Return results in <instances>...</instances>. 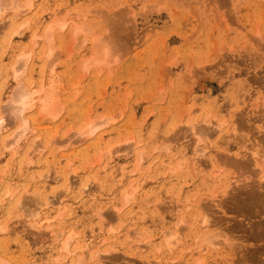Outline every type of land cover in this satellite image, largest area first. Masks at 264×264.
<instances>
[{
	"label": "rangeland",
	"instance_id": "1",
	"mask_svg": "<svg viewBox=\"0 0 264 264\" xmlns=\"http://www.w3.org/2000/svg\"><path fill=\"white\" fill-rule=\"evenodd\" d=\"M0 75V264H264V0H0Z\"/></svg>",
	"mask_w": 264,
	"mask_h": 264
},
{
	"label": "bare ground",
	"instance_id": "2",
	"mask_svg": "<svg viewBox=\"0 0 264 264\" xmlns=\"http://www.w3.org/2000/svg\"><path fill=\"white\" fill-rule=\"evenodd\" d=\"M254 1V0H253ZM61 25H63V24H61ZM51 37V36H50ZM48 39H49V37H48ZM85 41V40H84ZM21 67V66H20ZM24 68V67H23ZM25 70V69H24ZM18 71V70H17ZM16 71V72H17ZM19 71H21V70H19ZM2 72V71H1ZM22 72H24V71H22ZM24 74V73H23ZM17 75V74H16ZM1 76V75H0ZM42 90V89H41ZM26 92H24V94H22V95H20V96H22V98L19 100L18 99V103H19V107H17L18 109L16 110L17 111V119L18 120H20V118H21V113H23L25 110H27V108H28V105H29V103L32 101V96H35L37 93L39 94V90H34V91H32V92H29L28 94H27V92H28V90H25ZM35 94V95H34ZM50 94V93H49ZM47 95H48V93H47ZM18 97V96H17ZM37 100V99H36ZM41 100V99H40ZM43 100V99H42ZM45 101V100H44ZM54 101V100H53ZM57 101V100H56ZM41 102V101H40ZM48 103H46V102H44L43 104H41L42 106H41V109L40 110H42V111H45V113L47 114L48 113V115L50 114V113H57L58 111H59V109H58V104L57 103H55V104H51V105H53V107H51V105L50 104H48ZM16 107V106H15ZM60 107V106H59ZM12 108V107H11ZM13 108H14V106H13ZM12 108V109H13ZM49 109V110H48ZM12 111V110H11ZM10 112V111H9ZM13 112V111H12ZM50 114V115H55V114ZM11 115V114H10ZM10 115H9V117H10ZM14 115V114H13ZM16 115V114H15ZM14 115V116H15ZM57 115H58V113H57ZM13 116V117H14ZM20 116V117H19ZM2 117H0V121H3V119H1ZM12 119V118H11ZM17 119H16V121H17ZM23 121V120H22ZM23 123V122H22ZM1 124H2V122H0V127H1ZM20 124V123H19ZM5 125V124H4ZM19 126H21V125H19ZM18 126V127H19ZM20 129V128H19ZM24 130H25V126H24ZM93 132V131H92ZM19 135V134H18ZM15 140V139H14ZM13 140V141H14ZM1 141V140H0ZM12 141V142H13ZM50 141V140H49ZM48 141V142H49ZM12 148L13 146L8 142V143H4V144H2V147L1 148H3V149H6V148ZM47 147V146H46ZM118 149V148H117ZM122 149V148H121ZM1 150V149H0ZM28 150V149H27ZM113 150V149H112ZM114 150H115V148H114ZM123 151V150H122ZM27 152V151H26ZM119 152V151H118ZM28 153V152H27ZM37 153V152H36ZM29 154V153H28ZM14 155V154H13ZM27 155V154H26ZM14 157V156H13ZM28 157V156H27ZM140 160V159H139ZM30 161V160H29ZM28 161V162H29ZM185 161V160H184ZM192 168V167H191ZM4 170V169H3ZM43 176V175H42ZM41 176V177H42ZM58 176V175H57ZM44 178V177H43ZM69 188V187H68ZM70 189V188H69ZM68 189V190H69ZM37 194H39V193H37ZM253 195H254V193H253ZM39 196V195H38ZM254 196H256V195H254ZM37 197V196H36ZM129 197V196H128ZM251 198V197H250ZM255 199H256V197H254ZM48 199V198H47ZM253 199V198H252ZM259 199V198H258ZM249 200H251V199H249ZM254 200V199H253ZM261 200V199H260ZM258 201V200H257ZM256 201V202H257ZM252 202V201H251ZM251 202H249L250 204H252ZM254 202V201H253ZM259 203V202H258ZM261 203V202H260ZM49 204H51L50 202H49ZM254 204H256L255 202H254ZM251 206H253V205H251ZM254 207H257V206H254ZM205 222V221H204ZM205 226V225H204ZM199 228H200V226H199ZM202 228V227H201ZM46 229V228H45ZM205 230V229H204ZM199 232V231H198ZM176 234V233H175ZM173 236V235H172ZM174 238V237H173ZM64 240H66V239H64ZM177 240V239H176ZM69 244V242H66L65 244ZM175 243H177V242H175ZM171 244V243H170ZM169 244V245H170ZM174 244V243H173ZM166 245H168V243H166ZM172 245V244H171ZM62 246V245H61ZM172 247V246H171ZM170 247V248H171ZM174 248V247H173ZM172 249V248H171ZM67 250V249H66ZM167 250V249H166ZM174 250V249H173ZM168 252V251H167ZM171 253V252H170ZM166 263V262H165ZM171 263V262H170Z\"/></svg>",
	"mask_w": 264,
	"mask_h": 264
},
{
	"label": "snow or ice",
	"instance_id": "3",
	"mask_svg": "<svg viewBox=\"0 0 264 264\" xmlns=\"http://www.w3.org/2000/svg\"><path fill=\"white\" fill-rule=\"evenodd\" d=\"M0 122H2V121H0Z\"/></svg>",
	"mask_w": 264,
	"mask_h": 264
}]
</instances>
